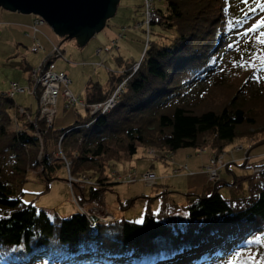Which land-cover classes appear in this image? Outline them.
I'll use <instances>...</instances> for the list:
<instances>
[{
	"label": "trees",
	"instance_id": "1",
	"mask_svg": "<svg viewBox=\"0 0 264 264\" xmlns=\"http://www.w3.org/2000/svg\"><path fill=\"white\" fill-rule=\"evenodd\" d=\"M155 7L159 19L149 24L150 42L144 46V57L138 67L133 72L127 68L120 74L109 73L104 85L88 81L85 86L84 101L99 102L126 76V84L114 107L91 114L85 103L82 106L88 116L77 118L72 125L54 128L53 123L48 125L45 121L36 124L44 137L54 136V144L60 143L64 155L72 158L70 173L73 175L87 174L105 185L106 166L130 161L139 147L155 145L170 153L192 147L199 152L206 149L211 152L210 161L201 165L199 171L207 176L210 184L215 182L214 188L184 193L185 205L168 200L165 192H160L165 199L164 206L154 210L147 202L142 224L125 217L104 223L93 218L95 222L90 224L88 216L78 210L52 219L44 208L25 203L22 198L25 168L38 162L39 138L33 132L34 125L28 123L30 129L25 130L11 129L5 137L10 142L5 149L11 164L6 165L0 159V256L5 264H217L230 259L235 252L241 254L238 264L264 261V155L258 153L255 157L245 150L238 156L247 172L237 175L232 171L234 183L246 178L249 181L246 194H242L245 188L242 195H234L233 190L221 191L218 179L230 163L223 162L215 178L204 171L212 166L217 155L223 154L224 159L225 148L234 139L242 135L257 137L245 129L256 125L255 117L248 115V109L235 97L218 108L194 112L188 103L204 96L203 90L191 100L177 101L179 95L218 72L219 60L222 61L224 51L229 49L227 42L242 29L253 5L246 6L236 0H164L163 8ZM152 24L156 25L155 29ZM194 42L198 45L189 51ZM250 47L252 42L246 43L241 52H247ZM173 78L178 79L176 85ZM35 88L39 93V86ZM14 96L0 92V117L4 120L0 135L7 132V125L11 123L10 110L17 105ZM149 112L158 117L153 135L143 132L144 121L139 120ZM260 133H264V128ZM119 136L124 140V150L117 153L118 148L112 143ZM262 142L264 135L247 148L251 151ZM11 149L28 154L13 153ZM170 153L167 158L172 161L173 153ZM97 159H100L97 167L84 166ZM56 161L46 153L43 159L46 182L54 177L52 172L47 173L48 169H58L56 164L59 168L63 166ZM186 166L178 165L174 174L189 171ZM32 169L35 168L29 170ZM88 187L78 199L81 202L84 197L101 200L98 188ZM132 201V198L121 201L120 206L125 209Z\"/></svg>",
	"mask_w": 264,
	"mask_h": 264
},
{
	"label": "rangeland",
	"instance_id": "2",
	"mask_svg": "<svg viewBox=\"0 0 264 264\" xmlns=\"http://www.w3.org/2000/svg\"><path fill=\"white\" fill-rule=\"evenodd\" d=\"M142 2L143 0H119L117 9L114 15L107 20L106 26L95 33L84 45H80L76 38H66L65 35L56 33L44 21L40 25L41 32L37 35L43 48L38 51L30 50L33 37L28 25L31 24L34 14L10 11L0 7V92L7 93L11 81H18L20 85L26 87L25 92L15 93L14 101L17 105H14L10 110L11 123L9 126L7 125V132L3 131L0 135V159L6 165L11 164V159L7 156L8 150L5 149L10 144L5 138L10 130H25L29 128L28 123H33V132L39 138L38 162L25 168L26 181L23 185L22 198L25 202L44 208L52 219L68 216L78 210L85 214L91 213L94 216H111L112 220L125 217L136 221L142 217L147 202L152 205L154 210H158L161 205L164 206L165 199L160 192H165V198L168 200H172L178 205H185L187 199L184 193L207 192L215 186V182L210 184L207 176L199 171L201 165L210 161L211 152L208 149L199 152L192 147L181 148L172 152L173 160L171 161L170 158H167L170 152H165L158 146L156 148L155 145L147 148L139 147L133 159L124 164H108L105 170L108 178L106 184L102 185L95 177L87 174H71L72 158L64 155L60 143L54 144V136L49 134L44 137V132L37 127L36 123L45 121V119H42L38 114L39 101L36 93L30 94L28 89V86L34 88V84H37L35 83L37 74L31 78H29V74L32 67H38L43 61L49 60L48 54H51L52 42L60 43L64 49V57L54 59L55 70L66 72L71 80L69 88L73 94L85 99L84 92L88 81H98L97 83L104 85L109 78V73L120 74L127 68L133 72L144 57V46L146 47L150 41H148L149 28L145 25ZM163 2L164 0H154L155 6L162 8ZM236 2H243V0H236ZM244 4L246 6L253 5L252 8H255L256 11L251 12L238 33H243L246 28L251 27L256 20L264 16V0H261L259 6L256 0H247V3ZM151 27L155 29L156 25L152 24ZM261 31H264V27L247 35L236 34L233 36L234 38L231 37L232 40L227 42V47L229 44L232 47H228L229 49L224 51L222 61L219 60L218 72L213 73L212 78H208L210 80L203 81L201 83L203 86L197 84V87L189 88L187 93L179 95L177 99L180 102L191 100V97L198 95L201 90L206 91L203 93L204 96L196 97L195 103L194 101L188 103L194 112H199L205 108H218L235 97L243 107L248 109V115L255 117L256 125L246 126L245 129L247 133L257 137L248 138L242 135L239 137L242 139L236 138L227 145L224 159L223 154H220L222 161L225 164H230L228 168L226 167L227 171L223 169L218 184L221 186V191L228 193L233 190L234 195L246 194V186H249V181L246 178H243L241 182L237 181V184L234 183L235 178L232 171L237 175L242 174L243 171L247 172L246 168L241 166L242 162L238 156H241L245 150L247 154L250 152L255 154V157L260 154L264 155V142L254 145L251 151L249 148L251 143L261 140L264 135V133H260L264 128V45L256 41V36ZM164 41H167V37ZM251 42L250 50L241 52L245 44ZM194 45H198L197 42L190 46L189 51H193ZM124 77L120 82L125 85L126 76ZM173 80L176 85L178 79L173 78ZM122 88L124 89V87ZM34 91L37 92V88ZM85 116L88 115L84 106L74 104L65 108L64 97L61 93L57 96L56 113L53 119L54 128L72 125L77 118ZM139 117H136L135 120L138 121ZM139 120L144 121V124H141L145 128L143 132L149 131L152 135L154 131L156 132L158 117L154 113L149 112L147 116L140 117ZM1 123L4 125L2 117H0ZM123 143L124 140L121 136L112 143L113 147L118 148L117 153L124 150ZM11 150L13 153L18 151L20 155L28 154L27 151L23 152L21 149ZM232 152H234L233 155H231ZM46 153L52 156V161L57 160L56 163H63L61 168H59V164H56L58 169H48L47 173L52 172L54 177L47 182L45 172L43 173V159ZM230 156H232L231 159ZM56 157H59L61 161ZM98 160L100 159L86 162L84 166L97 167ZM182 164H187L186 167L189 171H179V174H174V171L179 168L178 165ZM31 167L35 169L29 170ZM79 168H83V166ZM148 171L156 175L155 184L149 185L150 183L143 179V174ZM90 185L98 188L101 200L100 198L99 201L91 200L92 198L89 200L84 197L81 202L78 196L81 197L83 192L86 193ZM244 188L245 191L242 193ZM131 198L133 199L132 203L123 209L120 202ZM88 220L90 224L95 222L91 218ZM262 240L264 245V236ZM227 260L229 259H224L217 264H226ZM0 264H5L1 256Z\"/></svg>",
	"mask_w": 264,
	"mask_h": 264
},
{
	"label": "built area",
	"instance_id": "3",
	"mask_svg": "<svg viewBox=\"0 0 264 264\" xmlns=\"http://www.w3.org/2000/svg\"><path fill=\"white\" fill-rule=\"evenodd\" d=\"M143 12L145 18V25L149 28L151 21H157L159 19L158 12L154 5V0H143ZM44 19L37 14H34V18L28 27L31 29V36L33 37V44L30 47L31 51H38L40 48H43L37 35L41 32L40 25L44 23ZM1 25V23H0ZM49 55V60L43 61L40 63V68L34 67L37 69H31L29 78L37 74V81L34 84V88L28 86L30 94H35V86L38 85L40 88L39 93H36L39 104H38V114L42 119H45V123L50 125L53 123V119L56 113V98L61 93L64 97V106L65 108L70 107L76 103L85 104L84 99L73 94L69 88L70 78L64 71L55 70V61L57 58L64 57V49L60 44L52 42L51 45V54ZM45 66V67H44ZM32 80V79H30ZM125 85L120 82L118 86H115L112 93L106 97L105 100L99 102H90L86 103L87 108L91 114L95 113H104L110 110L117 102V99ZM25 86L20 85L18 81H11L9 83V89L7 93L9 96L15 95L16 92H25ZM61 151V150H60ZM62 153V152H61ZM217 159L212 164L205 168V172L215 178L217 176L218 168L223 164L222 156L217 155ZM185 167V166H184ZM143 179L145 182L150 183L149 185L155 184L156 175L153 172H146L143 174ZM88 218H95L99 222H107L112 220L111 216L107 217L105 215L94 216L91 213L86 214ZM108 215V214H107Z\"/></svg>",
	"mask_w": 264,
	"mask_h": 264
},
{
	"label": "water",
	"instance_id": "4",
	"mask_svg": "<svg viewBox=\"0 0 264 264\" xmlns=\"http://www.w3.org/2000/svg\"><path fill=\"white\" fill-rule=\"evenodd\" d=\"M119 0H0V7L40 15L56 32L84 45L102 30Z\"/></svg>",
	"mask_w": 264,
	"mask_h": 264
},
{
	"label": "snow or ice",
	"instance_id": "5",
	"mask_svg": "<svg viewBox=\"0 0 264 264\" xmlns=\"http://www.w3.org/2000/svg\"><path fill=\"white\" fill-rule=\"evenodd\" d=\"M244 3H247V0H243ZM258 6L261 3V0H256ZM256 11L255 8H251L249 9V12L254 13ZM248 13H245V18H247ZM260 27H264V16H261L260 19L256 20L255 23H253L251 25V27L246 28L245 31L243 33H237V35H247L249 33L255 32L258 28ZM256 41L257 43L264 45V31H261L259 33L258 36H256ZM228 47H232L231 44L228 45ZM243 66V65H241ZM251 66V65H249ZM28 203V202H25ZM154 215H156V213H154ZM187 213L184 214L185 217H187ZM143 221V217H141L139 220L136 221V223L138 224H142ZM157 223H159V221H157ZM257 241L259 240V237L256 238ZM241 254L240 252H235L232 256V258H230L229 260L226 261V264H238V258H240ZM248 259H256L255 257H249ZM258 264H264V261H258Z\"/></svg>",
	"mask_w": 264,
	"mask_h": 264
},
{
	"label": "bare ground",
	"instance_id": "6",
	"mask_svg": "<svg viewBox=\"0 0 264 264\" xmlns=\"http://www.w3.org/2000/svg\"><path fill=\"white\" fill-rule=\"evenodd\" d=\"M142 5H143V2H142ZM155 5V4H154ZM151 22H155V21H151ZM71 81V80H70ZM112 91V90H111Z\"/></svg>",
	"mask_w": 264,
	"mask_h": 264
}]
</instances>
